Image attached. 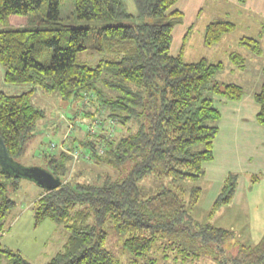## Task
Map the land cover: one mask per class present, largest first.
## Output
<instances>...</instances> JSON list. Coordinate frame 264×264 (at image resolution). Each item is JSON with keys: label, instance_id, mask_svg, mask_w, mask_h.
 I'll return each mask as SVG.
<instances>
[{"label": "trees", "instance_id": "trees-1", "mask_svg": "<svg viewBox=\"0 0 264 264\" xmlns=\"http://www.w3.org/2000/svg\"><path fill=\"white\" fill-rule=\"evenodd\" d=\"M133 1L132 12L122 0H75L76 19L94 26L0 32L6 83H30L58 93L64 101L92 104L120 130L118 137L102 136V125L97 134L88 131L69 150L84 149L95 165L125 169L123 178L107 175L94 182L77 178L65 182L73 156L65 151L43 154L44 168L63 184L54 191L44 190L34 217L37 224L49 220L68 232L63 249L47 264H117L107 247L110 229L124 237L130 254L147 258L145 264H156L160 258L264 264V236L252 245L241 241L234 230L212 223L220 209L233 203L239 174L227 176L207 219L197 217L204 192L198 183L206 175L204 164L214 159L222 119L215 97L238 101L245 91L235 83L216 82L222 62H187L182 53L171 54L172 32L182 14L168 12L180 0ZM62 2L0 0V23H26L40 11L59 20ZM235 29L231 21L211 22L204 43L214 46ZM262 31L264 35V27ZM241 44L254 51L259 48L252 37H243ZM80 52L107 58L90 66L78 62ZM230 58L235 67H245L241 54L232 52ZM35 90L16 96L0 91V138L16 163L45 117L31 103ZM254 98L260 107L257 122L264 127V81ZM97 114L85 116L94 119ZM258 179L254 176L252 181ZM19 180L0 165V232L14 206L9 187L18 188ZM1 253L11 264H32L10 249L0 247Z\"/></svg>", "mask_w": 264, "mask_h": 264}, {"label": "rangeland", "instance_id": "rangeland-1", "mask_svg": "<svg viewBox=\"0 0 264 264\" xmlns=\"http://www.w3.org/2000/svg\"><path fill=\"white\" fill-rule=\"evenodd\" d=\"M122 1L129 11H135L133 0ZM74 12L75 0H63L60 7L59 20L49 18L47 11H40L37 16L30 17L29 22L26 23H0V32L29 27L64 29L67 26L95 25L92 22L78 21ZM206 14L207 11H204V15L198 21L200 24L204 23L208 18ZM249 33L254 34L252 37H256L255 39L259 41L257 51L241 44L244 35L249 37ZM197 34L191 43L185 45L184 58L187 62H196L203 58L211 63L222 62L224 68L216 76V82L221 85L242 83L246 88L253 87V85L256 86L259 82L258 86L261 88L260 86H262L264 81V38L263 35H260L259 30L256 31L254 29L250 32L239 28L238 31L235 30V33L231 35L235 38L233 42L222 43L221 45L218 43L211 47L205 45L203 36L199 38ZM232 52L239 53L246 59L245 67L241 69L235 67L230 58ZM106 58L107 55L86 52H80L77 56L79 63L90 66H96L102 59ZM4 73L5 68L0 64V91L16 96L35 88L31 103L35 108L45 113V117L39 121L36 127L35 136L29 140L24 155L17 162L18 165L23 168L44 167L43 154L61 152L60 146L69 130L70 122L74 124V129L70 135L72 138L66 139L64 146L72 149L81 140L85 139L88 132L86 123H89L88 121L91 119L84 115L87 112L97 114L96 107L86 102H78L79 105L77 106V102L64 101L58 93L46 92L30 83H6L4 81ZM97 115L100 119H104L105 123L109 121L106 120L107 114L104 111H100ZM78 118L79 120H77ZM81 121L84 123H81ZM78 126L82 128V131L78 130ZM119 134L120 130L114 136L118 137ZM105 135L108 134H102V136ZM52 144L57 147L53 149ZM79 148L83 147L80 146ZM69 167V174L66 176L65 182L75 178L80 182H94L107 175L113 178H123L126 174L125 169L120 172L110 165H95L90 158L84 159L83 157L72 158ZM3 181H7V179H3ZM198 184L202 186L204 192L200 205L202 209L200 212L202 213H198L197 217L200 221H203L207 219V210L211 209L213 205L212 197L214 196L209 193L211 186L208 182L202 181ZM43 192L44 190L36 182L26 178H20L18 188L10 186L9 198L14 202V206L7 215L5 231L0 232V247L20 253L32 264H47L50 262L63 249L68 238V232L61 225L49 220L37 224L34 217V206ZM212 223L222 228L234 230L240 237L239 239L245 243L250 242L252 245L259 243L264 236V179L256 183L251 182V186L247 187L239 202L235 201V204L224 206L213 218ZM123 244V236L116 234L113 229L108 230L107 247L113 254L117 264H145L148 262L145 257H136L130 254ZM233 252H235V249H233ZM1 255L7 259L2 253ZM156 264L215 263L210 258L196 261L195 263H180L169 258H160Z\"/></svg>", "mask_w": 264, "mask_h": 264}, {"label": "crops", "instance_id": "crops-1", "mask_svg": "<svg viewBox=\"0 0 264 264\" xmlns=\"http://www.w3.org/2000/svg\"><path fill=\"white\" fill-rule=\"evenodd\" d=\"M175 11L182 14L181 22L172 32L171 54L175 57L181 53L185 57V45L193 41L196 33L199 38L203 36L204 39L205 29L211 22L231 21L235 23L236 31L239 28L250 32L256 29L260 35L264 27V0H247L245 4H241L239 0H180L168 13ZM204 11H207L208 18L200 24L198 21ZM234 33L235 31L224 36L219 44L233 42L235 38L231 35ZM253 35L249 33L248 36ZM235 84L245 91L241 100L229 101L223 97H215L216 107L220 110L222 119L219 134L214 142V159L204 164V181L211 186L209 193L214 196L212 202L230 173L240 175L234 204L235 201L239 202L247 187L251 186L254 176L259 178L257 182L264 179V127L257 122L260 107L254 98V94L260 90L259 82L256 86L248 88L242 83ZM77 128L82 131L79 126ZM0 264L11 263L1 255Z\"/></svg>", "mask_w": 264, "mask_h": 264}, {"label": "water", "instance_id": "water-1", "mask_svg": "<svg viewBox=\"0 0 264 264\" xmlns=\"http://www.w3.org/2000/svg\"><path fill=\"white\" fill-rule=\"evenodd\" d=\"M0 165L4 171L13 174L18 178H26L36 182L43 190L54 191L63 183L58 177H55L48 169L44 167L23 168L13 161L7 151V148L0 138Z\"/></svg>", "mask_w": 264, "mask_h": 264}, {"label": "built area", "instance_id": "built-area-1", "mask_svg": "<svg viewBox=\"0 0 264 264\" xmlns=\"http://www.w3.org/2000/svg\"><path fill=\"white\" fill-rule=\"evenodd\" d=\"M82 122V121H81ZM89 123H86L88 125V131L94 135V134H97L99 132V130L101 129V126L104 125V133H107L108 135L107 136H114L115 134H117L118 132V126H117V123L111 119H109V121L107 123H104L102 121V119H100L99 117H96L94 119H91L88 121ZM84 123V122H82ZM109 123V125H108ZM108 125V126H107ZM68 132L67 134L65 135L64 137V141L63 143L61 144L60 146V151H65L69 154H71L73 156V158L75 159H78V158H84V159H88L90 157V154H87L85 152H83L82 150H75V151H70L69 150V147L67 146H64V143L66 141V139L68 138H72L70 137L71 135V131L74 129V124L72 122H70L69 124V127H68ZM57 146L52 144V148H56Z\"/></svg>", "mask_w": 264, "mask_h": 264}]
</instances>
